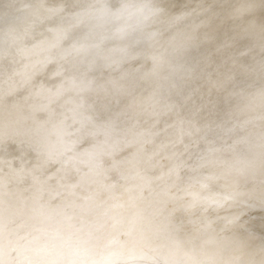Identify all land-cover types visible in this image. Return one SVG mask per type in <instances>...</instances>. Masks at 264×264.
Listing matches in <instances>:
<instances>
[{"label":"clouds","instance_id":"1","mask_svg":"<svg viewBox=\"0 0 264 264\" xmlns=\"http://www.w3.org/2000/svg\"><path fill=\"white\" fill-rule=\"evenodd\" d=\"M0 264H264V0H0Z\"/></svg>","mask_w":264,"mask_h":264}]
</instances>
